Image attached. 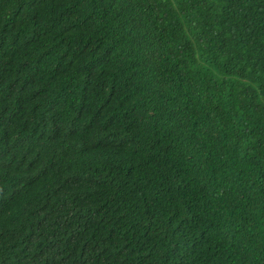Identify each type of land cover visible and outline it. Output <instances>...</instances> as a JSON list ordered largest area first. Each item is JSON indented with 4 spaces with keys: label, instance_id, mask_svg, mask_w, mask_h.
<instances>
[{
    "label": "trees",
    "instance_id": "16d2710c",
    "mask_svg": "<svg viewBox=\"0 0 264 264\" xmlns=\"http://www.w3.org/2000/svg\"><path fill=\"white\" fill-rule=\"evenodd\" d=\"M0 264H264V0H0Z\"/></svg>",
    "mask_w": 264,
    "mask_h": 264
}]
</instances>
